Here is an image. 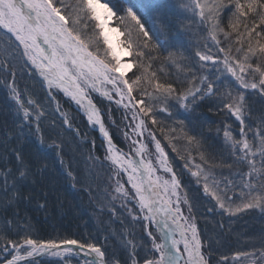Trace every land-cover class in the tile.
Returning <instances> with one entry per match:
<instances>
[{
	"label": "snow or ice",
	"instance_id": "6c2138e0",
	"mask_svg": "<svg viewBox=\"0 0 264 264\" xmlns=\"http://www.w3.org/2000/svg\"><path fill=\"white\" fill-rule=\"evenodd\" d=\"M168 14L189 24L198 19V38L191 44L170 40ZM123 56L132 59L123 62ZM25 70L41 78L44 98L19 88L17 72L23 75ZM0 85L7 89L15 116V127L3 133V145L7 148L13 138L23 143L29 136L37 142L29 152L11 148V166L2 156L0 206L46 197L43 176L58 161L73 187L82 184L97 210H107V231L122 253L109 251V236L105 245L93 242L95 237L39 238L30 217L21 218L17 210L11 218H0V253L10 256L3 264H38L36 257L45 255L69 264L81 252L92 257L84 264H213L212 239L202 236L195 215L197 196L182 182L184 170L214 201L209 213L217 208L230 217L254 209L264 213V113L255 119L250 104L253 94L264 99V0H178L167 6L160 0H0ZM53 91L77 106L106 145L103 160L95 154L86 157L79 177L65 161L67 141L52 134L56 126L48 119L47 105L54 103L62 125L81 140L85 137ZM93 94L115 101L125 110V120L132 113L135 123L123 132L130 141L128 152L109 131L116 123L111 109L98 107ZM204 102L224 117L216 134L231 162L208 152L202 134H192L184 120H174L172 127L157 118L163 112L171 119L178 108L194 113ZM181 139L184 154L174 142ZM89 142L95 148V140ZM167 149L184 161L179 173ZM234 166L233 178H218L216 169ZM103 167L109 173L101 187L94 181ZM29 184L39 193L25 192ZM117 222L119 229L113 227ZM152 225L160 232L159 241ZM138 227L149 238L147 245L137 235ZM215 264H264V236L259 246L237 250L231 257L220 255Z\"/></svg>",
	"mask_w": 264,
	"mask_h": 264
},
{
	"label": "trees",
	"instance_id": "16d2710c",
	"mask_svg": "<svg viewBox=\"0 0 264 264\" xmlns=\"http://www.w3.org/2000/svg\"><path fill=\"white\" fill-rule=\"evenodd\" d=\"M121 30H123V28H121ZM131 74L128 73V76H131ZM16 79L18 80V83H21V88L24 89L27 87L29 93H31L34 97L41 99L45 97L46 92L41 85V78H39L35 72L25 70L23 75H21V73L18 71ZM1 93L0 95H2L4 92L2 94ZM58 96L61 100L63 108L64 105H67L75 111L76 115H78V119H74V121H72L73 127H77L81 130L82 126L83 132L80 131L81 134H83L87 128L88 130L86 131L91 132L95 141L99 142L101 137L99 136L98 131L93 130L87 125L86 118L82 114L78 113L75 108L69 105L70 103L68 104L65 102L67 100L63 97V95L58 94ZM58 96H56V98H58ZM94 100L101 109L108 107L109 104L114 106L112 103L100 97L98 94H95ZM8 104H10V102L6 98L0 97V112L5 111V113L0 116V137L2 139L3 133L6 130H11L15 127V116L14 112L12 111L13 105ZM47 107L51 113L48 119L49 121H54L56 126L55 129H58L55 134H61L63 137H65V139H69L72 143L78 141L75 132L62 125L59 114H57L55 111V106L52 105V108L50 105H47ZM199 109L205 114L207 112H211L209 111L208 102L202 103ZM252 110L254 113V118H256L260 113L264 112V105H256L255 108L253 105ZM203 116L204 115L202 114V117ZM205 119L204 121H199L207 123V120ZM61 126L64 129L63 132L59 130L61 129ZM48 127L51 129V125ZM111 134L113 135V138L117 144H123L119 136L115 135L114 132ZM11 140L16 141L14 138ZM11 140L8 143L10 147ZM33 140L35 141V139ZM13 141L12 145H15L13 144ZM100 141H103V139ZM16 142L17 147L23 148L25 152H29L33 148L28 140H25L23 143L18 141ZM35 146H37V144ZM82 153H85V151L84 149L82 150V147H80V157ZM50 158L51 160L55 161L54 154H52ZM7 159L10 162L9 166H11L13 157L11 156L10 150L7 154ZM81 161L84 162L83 159H81ZM174 164L176 165L177 163L174 162ZM4 167L5 160L2 158V155H0V169ZM175 167L179 172L182 169L181 164L179 163ZM183 181L186 183L188 180L183 177ZM43 187L44 191L48 193L46 197L37 195L30 201L21 200L15 207L9 206L4 208L3 206H0V218H11L13 213L17 210L19 211L21 218L27 214V216L31 219L36 234L42 239H47L57 235L70 236L73 238L92 237V234H94L93 232L96 231V228L94 227L95 221L93 217H91V211H88L85 199V211L83 210L82 206H80L79 191L77 192L76 189L71 186L68 176H66L58 161L50 163L48 170L44 173ZM29 190L39 193V188L34 187L31 184L26 186L25 192ZM2 198L3 193L0 192V199ZM38 203L45 204V207L40 208ZM200 212L201 219L199 226L201 228L202 236L211 237L212 239V248L214 250L213 264H215V260H217L220 255L230 256L233 255L237 250H250L253 244L258 246L261 242V237L264 236V220L262 218H258L254 215H244L238 220L228 218V221H226L224 220L226 218L225 216L224 219H221V216L219 214L216 215L215 211L209 213L208 210H201ZM93 242L104 244L99 242L98 238ZM112 250L113 248L109 249V251ZM118 252V254H122L120 249ZM37 261L40 264H45L48 261V257L38 259Z\"/></svg>",
	"mask_w": 264,
	"mask_h": 264
},
{
	"label": "rangeland",
	"instance_id": "374dc122",
	"mask_svg": "<svg viewBox=\"0 0 264 264\" xmlns=\"http://www.w3.org/2000/svg\"><path fill=\"white\" fill-rule=\"evenodd\" d=\"M160 2L162 4H164L165 6L178 4V0H160ZM167 11H168L167 8H165V13H167ZM167 18L170 20V31H169V39L170 40L177 41V42L184 43V44H191L193 41H195L198 38L196 36V33H198L200 30V25L198 23V19H192L191 23L189 24L188 20H185L182 17L178 18L175 15L168 14ZM184 25H188V27L185 28ZM113 26H115V22H113ZM121 31H123V30H121ZM200 34L203 35V33H200ZM121 39H123V37H121ZM161 39H163V37H161ZM213 51H215V49H213ZM131 59H132L131 57L126 56V58L124 60L126 62H130ZM125 61H123V62H125ZM133 71H136L135 67L129 73L131 74ZM166 71L171 72L172 70L166 69ZM202 71H207V70H202ZM16 82H17V85L19 86V88L21 90H23L21 88V85H20L21 83H18L17 79H16ZM0 88H1L0 93H1V91H2V93L4 92L3 94L1 93L2 95H0V97L6 98L10 102V104L13 105V102L11 100H9V98H8L7 89L3 85H0ZM58 94L63 95L62 93H56L55 91H53V95L58 96ZM63 97L67 100L65 102H67L68 104L70 103L69 105H71L73 108H75V110H77V106L73 102H71L67 97H65V96H63ZM94 97H95V94H93V96H92L93 100H94ZM57 100H59L62 110L67 111L69 116L74 117L75 120L78 119V115H76L75 111L72 110V108H70L67 105H64L65 109L63 108L59 96H58ZM125 102H127V101H125ZM110 103H112L114 106H111L109 104L107 108L111 109L110 115H111L112 119L116 121V123L114 126L113 125L109 126V131L111 133L114 132L115 135L120 137L123 144L119 145V143H118V145L125 152H128L130 141L124 139L123 132L125 130H128V129H126L127 124H129V123L134 124L135 123L134 121H131V119H130L132 113L130 111L127 112L129 119L125 120L124 119L125 110L122 109L120 106H117L115 104V101H111ZM10 104H8V105H10ZM250 104H251L252 109H253V105H254V108L256 105H260V104L264 105V99H262L258 95L253 94V95H251ZM48 105H50L51 107H52V105L55 106L54 103H52V104L50 103ZM201 105H202V103H201ZM200 106L196 109V111L194 113L185 112L183 108L173 109V118H171V119L168 117L167 113L158 112L157 118L159 120L163 121L165 126H172V127H176V125L174 124V120H184L185 124L187 125V129L191 130L192 134H202V136L204 137V145H205V148L207 149L208 152H212V153L216 154L218 159L220 157H223V159L226 162H231V158L228 156L226 149H224V147H223L222 137L218 136L216 134V127L220 126L221 120L224 117L214 114L213 111L207 112L205 114L203 111H201L199 109ZM4 113H5V111H1L0 116L3 115ZM262 113H264V112H262ZM262 113H260V114H262ZM57 114H59V113H57ZM80 114H82V113H80ZM202 114L204 115L203 117H202ZM259 115L255 119H258ZM74 119L72 121H74ZM204 119L207 120V123L199 121V120L204 121ZM229 122H232V121L230 120ZM88 126H90V125H88ZM150 127H151V125H150ZM75 128H77V127H75ZM90 128H92V126H90ZM59 130H61L63 132L64 129L61 126V129H59ZM86 130H88V129L86 128ZM86 130L83 134H81V132H83L82 126H81L80 135L82 137H85L84 140H81L80 137H77L78 141H75L72 143L69 139H65L67 141V145L65 148L66 154L64 157L65 161L77 173L78 177L83 172V170L85 168L86 157L89 154H95L96 156H99L101 158V160H103L104 147L106 146L103 144V141H100L103 138L99 134V136L101 138L99 137L100 138L99 142L95 141L96 142L95 148H93V146L89 142L92 139H94L93 134L91 132L86 131ZM93 130H95V129H93ZM153 130H155V129H153ZM57 131H58V129H55V132H57ZM55 132H53L52 134L55 135ZM85 133H86V136H85ZM175 135H179V132H177ZM0 136H1V134H0ZM157 136L159 138V136H160L159 132H157ZM132 138L136 139L137 137L133 136ZM33 139H35L34 136H29L27 138V140L31 143V145L33 147H35L37 142L35 143L36 139H35V141ZM2 140L3 139L1 138L0 139V155H2V156L6 155L7 156V154L9 153V150L11 148L17 147V145H16L17 142L11 140V144H10L11 147L8 144L7 148H5V146L2 143ZM79 140H80V142H79ZM12 141H13V144H15V145H12ZM145 142H146V140H145ZM174 142L177 143V146H178V148H180L181 153L184 154V148L186 147V142L182 139L176 140ZM162 143L167 145L166 140H162ZM75 147H77V148H75ZM80 147H82V150L84 149V151H85V153H82L81 157H80ZM153 147L154 146H152V145L149 146V156H151ZM167 150L169 151L170 157L174 158L173 159L174 168L176 169L175 166L178 165V163L181 164V168H182L184 161H181L178 158H175V153H172L170 151V149H167ZM193 155L194 156L196 155L195 152H193ZM149 156H146V158L148 159ZM81 159H83L84 162L81 161ZM174 162L177 164L175 165ZM197 162H199L198 158H197ZM105 163H107V162H105ZM153 163H155L154 159H153ZM60 167L65 172L64 167L62 165H60ZM236 170H237L236 166H234L233 169H228L226 167L225 168H218V169H216V174H217L218 178H222V176H227L229 178H233L230 175V173L235 172ZM98 171H99L100 175L94 181V183L103 187L105 184L108 183L107 177H108L109 170L106 167H103V168H99ZM177 172L179 173L178 170H177ZM65 174L67 176L66 172H65ZM161 175H163V173H161ZM183 177H185L188 180V181H186V183H184ZM183 177H182V182L185 185L190 186V195H196L197 196V200L195 201V204H196L195 215L197 216V222L199 224L200 219H201V217H200L201 212L200 211L201 210H208L209 208H211L212 205L214 204V201H210V198L203 194L202 190L200 189V186L195 184L194 179L189 176V174L187 173V170H184ZM125 179H126V177H125ZM70 183H71V186L73 187V181L70 180ZM74 188L76 189L77 192L79 191L80 206H82L83 210L85 211V200H86L87 207H88L87 209H88V211H91V214H92L91 217H93V219L95 221L94 227L96 228V231L93 232L94 234H92V237H95V239L98 238L99 242L104 243L101 245H105L106 242L104 240V237L109 236V240L107 241L109 249L113 248L117 253H119L118 252L119 246H118L116 240L113 239L110 236L109 232L107 231V222L109 221V216L107 214V210H105V212L103 214H101L97 210L96 205L93 202H90L88 193L84 190V187L82 184L76 183ZM214 211H215L216 215H218V214L220 215V210L218 208L215 209ZM244 215H248V216L254 215V216H256L258 218H262L264 220V213L260 212L259 210H255V209L239 213L236 216H231V217L228 215H220V216H221V219H224V216H225L226 218L224 220L228 221L227 220L228 218L238 220L239 218H241ZM126 223H127V221H126ZM113 227L119 229L120 225L117 222L113 225ZM152 230H153L154 234L158 237V241H159L160 240V232L156 231L155 225H152ZM137 235L143 239V241L146 245L148 244L149 238L147 237L146 233L143 231L142 228H139V227L137 228ZM177 238H178V235H177ZM141 254H143V253H141ZM231 256L232 255H230L229 257H231ZM5 257L10 258V256H8L7 253H0V262L3 261ZM88 259H90V258L86 257L84 255H75L74 254L72 257L69 258V264H84V261L88 260ZM38 264H40V263H38ZM45 264H64V258L48 255V261Z\"/></svg>",
	"mask_w": 264,
	"mask_h": 264
},
{
	"label": "water",
	"instance_id": "95a60500",
	"mask_svg": "<svg viewBox=\"0 0 264 264\" xmlns=\"http://www.w3.org/2000/svg\"><path fill=\"white\" fill-rule=\"evenodd\" d=\"M99 131V130H98ZM80 254H83L84 255V253L83 252H81ZM90 259L92 258L91 256H88ZM36 258H40L39 256L38 257H36ZM0 264H3V262L2 263H0Z\"/></svg>",
	"mask_w": 264,
	"mask_h": 264
},
{
	"label": "bare ground",
	"instance_id": "6f19581e",
	"mask_svg": "<svg viewBox=\"0 0 264 264\" xmlns=\"http://www.w3.org/2000/svg\"><path fill=\"white\" fill-rule=\"evenodd\" d=\"M125 58H126V56H123V57H122V60L125 61V60H124ZM125 62H126V61H125ZM145 159H147V158L145 157ZM176 238H177V237H176ZM177 239H179V236H178Z\"/></svg>",
	"mask_w": 264,
	"mask_h": 264
}]
</instances>
